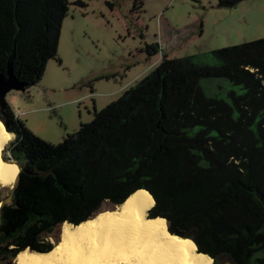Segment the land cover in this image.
<instances>
[{
	"label": "trees",
	"instance_id": "1",
	"mask_svg": "<svg viewBox=\"0 0 264 264\" xmlns=\"http://www.w3.org/2000/svg\"><path fill=\"white\" fill-rule=\"evenodd\" d=\"M69 10L68 0H0V72L11 63L30 88L49 60L61 64ZM94 111L60 143L35 135L8 105L0 113L16 134L4 158L21 167L12 204L1 207L0 261L27 248L48 252L63 223L79 225L104 202L119 205L144 189L155 200L149 217L164 219L176 237L193 235L214 264H264V38L164 54Z\"/></svg>",
	"mask_w": 264,
	"mask_h": 264
},
{
	"label": "rangeland",
	"instance_id": "2",
	"mask_svg": "<svg viewBox=\"0 0 264 264\" xmlns=\"http://www.w3.org/2000/svg\"><path fill=\"white\" fill-rule=\"evenodd\" d=\"M68 1L58 51L62 63L49 60L42 81L6 96L13 114L52 143L91 122L95 108L117 100L154 70L164 54L184 57L264 38V0L234 5H221V0H144L140 8H135L136 0ZM154 45L160 47L158 53L150 47ZM15 137L13 133L3 158ZM16 184L0 186L1 207L12 201ZM119 205L104 202L102 212ZM63 225L50 238L55 245ZM16 258L0 264H15Z\"/></svg>",
	"mask_w": 264,
	"mask_h": 264
},
{
	"label": "bare ground",
	"instance_id": "3",
	"mask_svg": "<svg viewBox=\"0 0 264 264\" xmlns=\"http://www.w3.org/2000/svg\"><path fill=\"white\" fill-rule=\"evenodd\" d=\"M12 138L13 133L0 118V144L4 145L0 150V186H13L21 170L17 162L3 158V151ZM129 196L117 208L101 212L79 225L63 223L61 239L51 251L26 249L17 258L24 264H34L36 260L61 264L70 254L79 253L80 259H91L94 264H124L129 258L132 264L141 258L156 260L159 264L169 261L172 264H212L213 258L198 252L195 241L189 236L176 237L168 231L164 219L149 217L155 200L148 191L136 190ZM24 252L29 254L21 255Z\"/></svg>",
	"mask_w": 264,
	"mask_h": 264
},
{
	"label": "water",
	"instance_id": "4",
	"mask_svg": "<svg viewBox=\"0 0 264 264\" xmlns=\"http://www.w3.org/2000/svg\"><path fill=\"white\" fill-rule=\"evenodd\" d=\"M28 88L29 86L27 85V83H25L24 81L20 80L17 77L11 63L8 64L6 73L0 72V108L4 111V115H6L5 108L7 106V100H6L7 94L12 90L25 92ZM4 123L8 129L9 124L5 121ZM189 238L194 240L193 235L189 236ZM224 264H233V263L231 260H226Z\"/></svg>",
	"mask_w": 264,
	"mask_h": 264
},
{
	"label": "clouds",
	"instance_id": "5",
	"mask_svg": "<svg viewBox=\"0 0 264 264\" xmlns=\"http://www.w3.org/2000/svg\"><path fill=\"white\" fill-rule=\"evenodd\" d=\"M4 145L0 144V150H3ZM9 156H11V152L8 153ZM18 174V173H17ZM9 205L12 204V201L9 200L8 201ZM2 213H0V222H2ZM29 253L24 252L21 253V255H28ZM32 255H38L36 253H32ZM80 254L76 253V254H70L69 257L65 260H63L61 262V264H94V261H92L91 259H80L79 258ZM17 264H24L23 260H20L19 258H17ZM34 264H56V262H52V261H41V260H36L34 261ZM124 264H132V260L126 259ZM135 264H159V262H157L156 260H144L143 258L137 260L135 262ZM168 264H172L171 261L168 262Z\"/></svg>",
	"mask_w": 264,
	"mask_h": 264
},
{
	"label": "flooded vegetation",
	"instance_id": "6",
	"mask_svg": "<svg viewBox=\"0 0 264 264\" xmlns=\"http://www.w3.org/2000/svg\"><path fill=\"white\" fill-rule=\"evenodd\" d=\"M1 110H2V109L0 108V113H1V115H4V112H2Z\"/></svg>",
	"mask_w": 264,
	"mask_h": 264
}]
</instances>
